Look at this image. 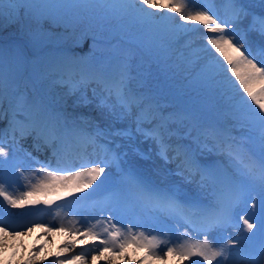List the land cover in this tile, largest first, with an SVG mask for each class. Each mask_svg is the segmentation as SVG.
Masks as SVG:
<instances>
[{"label": "snow or ice", "instance_id": "snow-or-ice-1", "mask_svg": "<svg viewBox=\"0 0 264 264\" xmlns=\"http://www.w3.org/2000/svg\"><path fill=\"white\" fill-rule=\"evenodd\" d=\"M9 23L21 39L0 43V250L39 228L46 242L56 233L65 242L51 258L33 245L24 264H150L169 256L179 264H264V12L241 0L191 8L185 0H0V30ZM194 32L203 46L193 45ZM132 34L131 47L182 78L197 101L165 115L131 86V57L112 66L111 54L113 41L130 44ZM86 45L87 55H78ZM49 85H62L63 95L50 97ZM208 98L215 103L202 102ZM89 108L94 116L78 111ZM29 138L43 160L23 148ZM153 154L175 162L196 189L143 169ZM17 174L28 181L18 195L6 186ZM49 192L101 218L84 217L79 228L31 219V211L8 219L9 208L52 206L56 200L33 199ZM181 228L180 237L169 235ZM223 233L224 242H209ZM78 246L85 250L73 255Z\"/></svg>", "mask_w": 264, "mask_h": 264}, {"label": "rangeland", "instance_id": "rangeland-1", "mask_svg": "<svg viewBox=\"0 0 264 264\" xmlns=\"http://www.w3.org/2000/svg\"><path fill=\"white\" fill-rule=\"evenodd\" d=\"M186 3L189 4V7L193 6H198L200 3L199 0H185ZM241 3L247 5L250 9L251 8H256V9H264L261 7V0H241ZM169 15H175L174 13L169 12ZM178 19V17H177ZM193 25H188V27H192ZM195 28H199L200 26H193ZM21 37V34L17 31L16 27L12 26L10 23L4 25V30H0V41L3 43H11L13 41H19ZM189 38L193 41V45L195 47H200L203 46L205 41L201 38V34L198 32L191 33L189 35ZM252 39L259 40V37L253 33L251 36ZM129 41L130 44H126L120 47H117V50L112 52L111 54V63H113V60L115 58L119 57L122 55V52H126L127 56L131 57V64L134 69L133 75L136 77V79L132 82V87L135 88L137 84L140 82L141 79H143V87L146 89V92L149 96H163L166 97L167 92H171V89L174 90V92L178 95V97H183V98H191L192 100L197 101V96L194 93H191L188 89V86L184 87V84H186L185 81H183L182 78L179 76H173L171 73L166 72L162 68H157L152 60L148 57L147 53L140 52L136 50L134 47H131V45H134L136 43L137 37L135 34H132L129 36ZM201 40V41H199ZM117 42V41H116ZM114 43V45L116 44ZM204 42V43H203ZM55 47V45H54ZM88 52V47L87 45L84 46V50L80 51L77 50L78 55H87ZM229 75H231L229 73ZM163 85V86H162ZM187 85V84H186ZM46 93H48L51 96H55L56 98H59L63 95L64 89L63 86H53L49 85L45 90ZM189 92V95L186 96L185 93ZM209 101H215L212 98H208L206 100H203V103L209 102ZM71 104V102H69ZM175 104V103H174ZM69 110L71 111V107H69ZM78 111L85 112V113H91L92 115H95L96 113L91 109H78ZM153 154L152 158L147 161L141 162L142 165L148 167L152 172L162 176L163 178H166L168 180H173V181H178L182 182V176L178 175V169H175L174 164H165L163 161H160L158 158ZM159 162H158V161ZM162 162V163H161ZM35 168H39L40 165H34ZM33 169L28 168L26 169V172H31ZM175 171V172H174ZM177 171V172H176ZM38 177H30L32 180V183L36 182V179ZM183 183V182H182ZM181 183V184H182ZM27 184L28 181L20 177L18 174L15 176L7 177L6 178V186L8 187V190L10 192H13V194L18 195L22 191H27ZM87 191H91V189H88ZM63 194V193H61ZM53 199L56 200V193L49 192L46 196L41 195L39 197H33V199ZM2 199V198H0ZM57 201V200H56ZM7 207V205H4ZM55 206V207H54ZM59 206V207H58ZM57 207V208H56ZM73 208V207H72ZM35 209H39L38 215H35V220L44 222V223H55L57 226H59V223L63 221L64 223H68L70 218V211L69 206H60V205H55L53 204L52 206H45L44 204L37 205ZM74 209V208H73ZM27 210L26 209H12L9 208L8 211L12 212V216L8 217V219L12 218L13 216H16L19 213H23ZM60 210V211H58ZM63 210V211H62ZM88 210V209H85ZM67 211V213L65 212ZM91 211V210H88ZM59 212V216H57V213ZM63 213V214H62ZM56 214V215H55ZM67 216H65V215ZM69 214V215H68ZM87 214L85 212H77L76 214H73L74 220H75V226L76 227H81V225L84 223V217ZM70 216V217H69ZM100 228V226H98ZM26 231V229H24ZM101 230V229H100ZM40 231V232H39ZM37 232V233H36ZM35 232V236H41V240H39L37 243L34 242L30 248L26 249L24 246V241H22L21 237L15 239L14 241H9V245L6 249L0 250V264H24V261L28 259L29 252L33 251V245H42L44 246V250L40 252V258L45 257L46 253L49 258H51V255L54 254V252L61 248L63 246V243L58 245V246H53L52 251L48 252L46 244L44 245L45 238L41 232V229L38 228V231ZM29 234H27L28 236ZM35 236H33V241L35 240ZM174 236V235H173ZM172 236V237H173ZM203 237L201 235H195L194 237ZM176 237V236H175ZM43 241V242H42ZM183 242V240H179L178 242ZM21 242V243H20ZM40 242V243H39ZM91 247L92 245L89 244ZM14 246V247H13ZM60 246V247H59ZM18 247V249H17ZM15 248V249H14ZM56 248V249H55ZM16 250V251H15ZM141 252L144 254L143 250L140 249ZM25 252V253H24ZM45 252V253H44ZM55 252V253H56ZM81 251L74 250L72 253L73 255L76 253H80ZM24 254V255H23ZM24 256V257H23ZM169 260L173 259V264H179L178 260L173 257L169 256ZM5 259V260H4ZM24 259V260H23ZM39 259V258H38ZM177 260V261H176ZM197 260V259H196ZM47 260H45V264ZM189 263L190 262H185Z\"/></svg>", "mask_w": 264, "mask_h": 264}, {"label": "bare ground", "instance_id": "bare-ground-1", "mask_svg": "<svg viewBox=\"0 0 264 264\" xmlns=\"http://www.w3.org/2000/svg\"><path fill=\"white\" fill-rule=\"evenodd\" d=\"M200 3V2H199ZM246 23V22H245ZM193 26H199V25H193ZM192 26V27H193ZM20 39H21V37H20ZM191 39V38H190ZM199 41H201V40H199ZM204 43V42H203ZM194 45H196V44H194ZM222 59V58H221ZM163 86V85H162ZM198 99V98H197ZM196 99V100H197ZM175 104H174V106H181V107H188V106H190V103H186V101H179V100H176L175 102H174ZM207 103V102H206ZM28 145H30V144H28ZM208 155L209 154H206L205 155V159H207L208 158ZM213 156H214V154H212ZM157 159V158H156ZM158 161V160H157ZM159 162V161H158ZM162 163V162H161ZM173 163H175V162H173ZM141 167L143 168V169H145V170H150L148 167H146V166H144V165H142L141 164ZM175 167H177L176 166V163H175ZM175 169H177V168H175ZM151 171V170H150ZM175 172V171H174ZM177 172V171H176ZM151 173L155 176V177H158V178H161V179H163V177L162 176H160V175H158V174H156V173H154V172H152L151 171ZM164 179H166V178H164ZM168 180V179H167ZM170 181H172L173 182V180H170ZM182 182H184V186H185V191H194L195 189H196V185L195 184H189V183H187L183 178H182ZM182 186V185H181ZM74 200V199H73ZM61 206V205H60ZM71 206L74 208V210L75 211H77V212H85V214H87L85 217H87L90 221H91V223H93V224H95V222H96V220H98V219H100L101 217L99 216V215H97L96 213H94V212H92V211H88V210H85L86 208H84V207H81L79 204H75V203H73V204H71ZM55 207V206H54ZM59 207V206H58ZM57 208V207H56ZM58 211H60V210H58ZM63 211V210H62ZM65 212V211H64ZM57 213V212H56ZM65 213H67V211L65 212ZM60 214V213H59ZM63 214V213H62ZM56 215V214H55ZM65 215V214H64ZM67 215V214H66ZM65 215V216H66ZM69 215V214H68ZM67 217V216H66ZM74 218V216H71L70 218H68V220L69 221H73V222H75V220L73 219ZM100 229L101 228H99V227H97L96 228V231H100ZM36 231H38V228L37 229H35L33 232H31L28 236L27 235H24V236H22L21 237V239H22V241H24V246H25V248L26 249H28V248H30L31 247V245L34 243V242H38L39 240H41L42 238H41V236L39 235V236H35V232ZM40 232V231H39ZM182 232H184V229L183 228H181V229H179V231H176V232H174V233H170L169 235L172 237L173 235V238H175V236L176 237H180L181 236V233ZM37 233V232H36ZM188 235L191 237V239L192 240H199V241H201V242H203V240H204V238L205 237H194L195 235H196V233H194V232H192L191 230H189V232H188ZM211 235V237L210 238H214V237H217V235H213V234H210ZM228 234L227 233H223V234H220V235H218V236H220L221 238H218V240H212V241H209V242H211V243H216L217 241H219V242H224L223 241V239H222V237H226ZM33 236H35V240L33 241ZM38 237H39V239H38ZM33 238V239H32ZM163 238V237H162ZM185 239V237H181L180 238V240H184ZM45 240V239H44ZM43 242V241H42ZM44 242H46V240L44 241ZM65 242V234H63V233H56V234H49V241L48 242H46V243H44V245L46 244V246H47V250H48V252H50V251H52V250H54L53 249V246H58V245H60V244H62V243H64ZM181 242V241H180ZM21 243V242H20ZM40 243V242H39ZM43 245V244H42ZM14 247V246H13ZM60 247V246H59ZM89 248H91V246L89 245L88 246ZM15 249V248H14ZM17 249H18V247H17ZM56 249V248H55ZM76 250H78V251H82V250H85V249H83L81 246H78L77 248H76ZM4 251V250H3ZM16 251V250H15ZM128 251L129 252H131L132 251V249H131V247L128 249ZM56 252V251H55ZM54 252V253H55ZM25 253V252H24ZM45 253V252H44ZM47 254V253H46ZM76 254V253H75ZM77 254H79V253H77ZM24 255V254H23ZM144 254L141 252V250H137L136 252H135V255H133L132 256V259H133V261H135L136 259H137V257H142ZM24 257V256H23ZM2 259V258H1ZM0 259V261L2 262V260ZM193 259H199V258H193ZM5 260V259H4ZM24 260V259H23ZM177 261V260H176ZM173 262V259H170L169 260V258H167V260H160V261H152V262H150V264H173L172 263ZM47 263V262H46ZM19 264V263H18ZM92 264H102V262L101 261H92ZM185 264H189V263H185Z\"/></svg>", "mask_w": 264, "mask_h": 264}, {"label": "trees", "instance_id": "trees-1", "mask_svg": "<svg viewBox=\"0 0 264 264\" xmlns=\"http://www.w3.org/2000/svg\"><path fill=\"white\" fill-rule=\"evenodd\" d=\"M0 43H3V42H0Z\"/></svg>", "mask_w": 264, "mask_h": 264}]
</instances>
